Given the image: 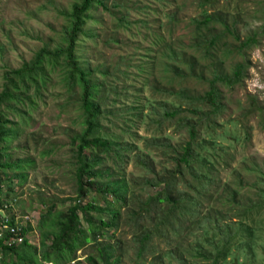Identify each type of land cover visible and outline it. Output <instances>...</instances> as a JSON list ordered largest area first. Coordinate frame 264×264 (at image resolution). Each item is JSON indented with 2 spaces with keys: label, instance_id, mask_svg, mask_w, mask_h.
<instances>
[{
  "label": "rangeland",
  "instance_id": "1",
  "mask_svg": "<svg viewBox=\"0 0 264 264\" xmlns=\"http://www.w3.org/2000/svg\"><path fill=\"white\" fill-rule=\"evenodd\" d=\"M101 1L107 10L95 3L86 12L85 33L75 44L76 59L84 71L104 84V91L123 90L116 101L111 102L110 97L103 103L99 101L107 106L106 110L128 111L137 102L142 107L137 111L140 117L124 113L131 136L126 131L121 133L126 128L121 115L112 119V124L103 120V130L123 134L124 142H133V155L138 148H147V139L157 135L160 140L165 137L179 146L188 134L185 129L176 128L177 118L157 124L158 104L164 101L170 107L179 102L155 89L182 91L197 98L208 90L213 76H231L242 65L240 83L229 87L218 83L223 114L208 117L215 124L210 128L208 121L198 126L200 138L213 140L222 150L217 151L218 155L205 147L199 151L211 160L214 169L207 190L187 174L185 179L192 185H177L181 203H195L191 206L197 213L191 215L182 209L171 210L167 202L160 203L156 211L151 205L147 207L148 196L163 184L147 185L149 176L145 177L130 156L123 169L131 189L128 204L119 207L117 225L105 227L104 236L99 235L94 241L87 218L100 221L108 217L102 211L106 202L100 194V183L85 198L76 196V146L71 137L86 126L81 108L82 86L68 80L66 56L58 58L54 68L44 63V83L38 87L29 83L26 92H18L23 101L12 98L0 106L4 117L9 118L4 149L10 162L22 165L19 170L5 171L6 175L1 173L0 178L3 194L8 187L13 189L5 197L10 200L12 213L21 215L18 216L24 223L28 221L24 238L31 247L27 256L37 264H56L54 250L48 247L53 235L44 239V246L43 234L58 230V221L71 206L77 203L86 207L91 202L97 208L77 210L78 224L91 239L82 242L73 258L65 252L67 257L60 264H104L97 248L100 243L117 247L120 264H235L234 259L241 264H264V203L256 209L252 203L260 201L259 190L264 187V0ZM78 3L81 0H0V93L9 82L6 72L30 65L41 48L53 51L66 46L65 30L70 22L67 15ZM205 11L223 19L225 25L215 21L198 28L197 21L205 17ZM213 34H220V38L206 53L202 44ZM250 37H254L252 42L242 47L240 43ZM191 65L196 78L183 82L181 78H171V66H180V72L189 76ZM101 70H106L107 75L101 76ZM20 86L26 88L23 83ZM111 97L113 100L115 95ZM181 106L186 107L183 103ZM200 111L206 114L209 107L202 104ZM168 155V149L153 152L157 172L163 173V167L173 169ZM107 165L113 172L110 159ZM244 206L254 210L246 214ZM167 210L171 213L160 228L166 234L162 235L155 226ZM238 223L243 227H238ZM252 225L255 229L247 237L244 228ZM228 231L237 233L229 236ZM141 232H150V238L145 242L143 255L138 256ZM226 248L225 260H221L218 252ZM199 249L206 251L208 258L201 257ZM43 254H49L52 261L41 262ZM9 262L22 264L13 254L2 255L0 264Z\"/></svg>",
  "mask_w": 264,
  "mask_h": 264
},
{
  "label": "trees",
  "instance_id": "2",
  "mask_svg": "<svg viewBox=\"0 0 264 264\" xmlns=\"http://www.w3.org/2000/svg\"><path fill=\"white\" fill-rule=\"evenodd\" d=\"M95 3L107 10L105 4L101 0H81V3L74 4L72 6L71 12L67 15L70 19V22L68 28L65 30L66 46L64 48L58 47L53 51L46 48H41L35 52L30 65H21L17 68H14V70L6 72V78L9 80V82L6 84L5 89L0 93V106L9 102L12 98L23 101L18 92H26V90L29 88V83L38 87V84L45 82L43 80L45 76L43 71L44 63H50L51 68H54L57 64V59L62 55L66 56L65 67H67L66 76L68 80L71 82H78L79 85L82 86L83 101L81 108L83 119L86 124L82 132L75 133L71 137L72 145L75 144L76 146V168L74 173L75 183L77 185L76 196L77 198H85L89 192L100 183V194L103 200L106 202V206L102 208V211L108 217L106 220L101 218L100 221H95L91 218H87L88 222L91 224L89 230L93 231V240L98 241L99 235L104 236V233L106 232L105 227L117 225V219L120 215L119 207L127 205L130 199L131 189L123 172L124 164L128 163L130 156L133 157L135 165H138V167L144 171L145 177L148 178L149 176V178L145 180L147 185L154 186L163 184V187L160 188L155 194L148 196L145 201V205L147 207L148 205H151L156 211V208L160 207V203L167 202L171 205V210L182 209V212L188 213L189 215L196 212V210L192 209L191 206V204H195L194 202L189 201L188 204L181 203L182 196L181 194H177V185L178 183L185 184L187 187L192 185V181H190L188 184L187 180L185 179V174H187L194 181L200 183L201 188L207 190V187L210 184L209 181H212L213 179L212 171L214 169L211 167V160H209L205 155H200L199 151L205 147L204 149H210L212 154L216 153V155H218L217 151H221L222 149L217 148L213 140L209 139L207 141L205 138H200L198 126H202L203 123L207 121L209 122H207L209 128L210 126L215 125L213 124L212 119L209 121L208 117L210 115H221L223 114L224 109L222 94L219 87H217L218 83L221 82L226 87L238 84L241 81L244 70L242 65H238L231 76L219 74L213 76L208 82V90L205 91L202 96H198L197 98L194 97L195 99L183 93L182 91H171L165 88L160 90L155 89L156 92L161 91L163 94L167 93L171 96H174L179 103L186 105V107H182L181 104L178 103L176 106L170 104V107H166L164 101L159 103L158 108L160 112H158L159 120L157 121V124L160 125L163 120L176 117L178 120L176 128L180 130L185 129L188 134V139L179 146H174L165 137L163 140H160L158 138L160 136H152L151 138L147 139V148L144 150L138 148L137 152H135L133 155L130 152L133 148V142H124L123 134L114 135L104 131V124L102 121L106 120L112 124V119L122 117V121L125 123L126 128L125 130H122L123 128L120 129L122 130L121 133L126 131V134L131 136L132 134L127 130V128L130 127L129 120L124 113H129L131 117H140L137 114V111L142 110L141 104L137 102L136 105L130 106L129 110L124 112L114 109L112 111L108 109L106 110L107 106H103L99 101H102L103 103L109 99V97L111 102L116 101V99L122 94L123 90L117 88L118 90L112 89L109 91L108 89H105L104 91V84H101L98 80L92 78L91 72L84 71L83 68L79 66L75 56L74 49L76 41L79 36L85 33L84 28L87 23L86 12ZM168 17L171 18L170 16ZM171 20H173V18H171ZM215 21L225 25L223 19L205 11V17L197 21V27L200 28V26L208 25L209 23ZM207 30L210 31L211 29L208 27ZM219 38L220 34H213L211 38L207 39V41H204L202 47L206 53L210 51L211 47L216 44ZM253 39L254 37L247 38L240 44L242 47H246L252 42ZM169 73L171 74V78H181L182 82L186 81L188 78H196L197 76L195 75V72H193L192 65L188 74L189 76L180 72V66H171V71L169 70ZM100 75L106 76L107 71L101 70ZM20 83H23L24 87L26 88L22 89ZM11 88H13L15 91L11 90ZM106 91L108 93H106ZM111 94L115 95L113 100ZM28 102L33 104L32 99H28ZM202 104L209 107L208 113L201 114L200 107H202ZM25 105L26 104H23V106ZM15 107H17V109H25L19 105H15ZM154 107L155 106L151 107L152 112L155 111ZM197 116L198 121L196 120ZM7 123H9V118L4 117L0 108V174L4 173V175H6L5 171H16L22 167L21 163L19 162H10V156L9 154H6V149H4L3 141L9 132V130L6 128ZM161 149H168L170 162L173 163L174 166L173 169L169 170L163 167L161 171L163 173L157 172L153 165V152L155 150ZM108 159L111 160V167H113L114 170L111 173L109 169H107ZM117 174L119 178H117ZM112 176L114 178H112ZM20 177H24V175H20ZM2 182L3 180L0 178V210L4 209V211L10 213L12 212V209L10 208L11 203L10 200L5 197H7L6 195L11 193L13 189L8 187L6 192L3 194ZM232 197H234V195ZM259 198L260 201L252 202L254 204V209H256V207H261V205L264 203V187L259 190ZM114 203H117L118 207H115ZM180 204L183 206H179ZM185 205L186 208H183ZM92 207L97 208V206H94L91 202L88 203L86 207L76 203L74 206H71L68 213H66L58 221V230L54 232H45L43 234L42 244L44 246V239L50 238L49 235H53L48 247L54 250L52 254L55 255V259L53 261L56 264H60L62 261L64 262V259L69 255L71 258H73L75 254L74 251L78 247H81L83 243L88 242L91 239L81 228V225L78 224L79 216L77 210L84 211L87 208ZM253 207L244 206L243 212L247 214L253 209ZM138 213H140V211ZM170 213L171 212L167 210V212L158 219L157 225L155 227L157 231L159 230V234L166 235L165 232H162L164 229L160 228L165 226L164 223L166 220H168L166 215ZM9 223H14L13 215ZM237 225L238 227H243L242 223H238ZM216 227L217 228L215 229L219 230L218 225H216ZM253 229H255L254 225L249 227L245 226L244 231L247 237L251 236ZM26 230L27 226L20 228L18 235L22 236L23 238L20 243L10 242L12 238H15L14 233H9L7 231L4 232L3 237H0V259L2 258V255L4 257L6 255L13 254L17 258L18 262H22V264H37L35 263L34 259H31L27 256V249L30 248L31 245L28 240L24 238ZM234 233L237 232H233L232 234L229 233V236H232ZM149 238L150 232H145L139 237V242L141 245L138 247V256L143 255L145 250V242ZM33 248L35 249V247ZM97 248H100V260L104 264H111L112 260V264H120V259L118 256H116V246L110 243H100V247L97 246ZM197 251L201 257L208 258V256H206V251L202 252L200 249ZM65 252H67L66 257H64ZM226 254L227 248L225 250L220 249L218 252L221 260H225ZM210 256H212V252H210ZM40 260L41 262L52 261L49 254L41 255ZM217 260L218 259H215V262ZM234 262L235 264H241L237 261V259H234ZM7 264L16 263L9 262Z\"/></svg>",
  "mask_w": 264,
  "mask_h": 264
},
{
  "label": "built area",
  "instance_id": "3",
  "mask_svg": "<svg viewBox=\"0 0 264 264\" xmlns=\"http://www.w3.org/2000/svg\"><path fill=\"white\" fill-rule=\"evenodd\" d=\"M14 216V223L10 224L9 221ZM19 214L12 213V212H6L4 209L0 210V237H3L4 232L7 231L9 233H14L15 238H12L10 242L14 243H20L23 238L22 236H19L20 228L26 227V223L23 222V219H21ZM28 219V218H27Z\"/></svg>",
  "mask_w": 264,
  "mask_h": 264
}]
</instances>
